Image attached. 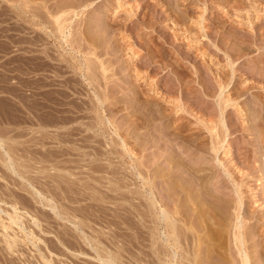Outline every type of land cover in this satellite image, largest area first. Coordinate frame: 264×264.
I'll return each instance as SVG.
<instances>
[{"label": "rangeland", "instance_id": "1", "mask_svg": "<svg viewBox=\"0 0 264 264\" xmlns=\"http://www.w3.org/2000/svg\"><path fill=\"white\" fill-rule=\"evenodd\" d=\"M30 1L0 0V193H6V196L0 194V200L8 212L14 203L26 229L21 231L15 226L13 231H8L21 237L12 248L6 241L10 239H4L0 228V264H102L94 251L73 237L77 233L70 226L85 217L89 228L80 230L89 239L102 242L98 245L101 254L115 253L120 258L116 264H156L154 253L158 246L150 229L153 225L146 222L149 230L139 229L133 216L129 217L130 221L133 218V225L123 224L127 216L123 209L128 207L123 200H112L110 205L108 201L103 204L86 197L78 202L74 194L76 187L71 191V186L61 179L54 181L49 177L60 176L70 181L82 177L79 179L83 181L92 174L101 178L107 171L111 173L105 168L110 164L122 172L116 177L125 179L131 177L132 166L138 163L142 165V174L154 182V195L165 202L171 182H178L169 175L177 172L175 164L179 162L186 169L194 167L203 182L195 185L187 176L180 180L187 187L179 197L185 203L188 223L183 242L186 246L182 243L176 252L181 256L184 247L190 261L178 259L173 264H202V218L192 204L198 192L202 198L201 190L215 195L223 212L229 205L230 214L234 213V201L242 196L240 221L244 218L241 223L251 232H247L252 236L248 252L256 256L252 261L257 264L259 250L264 246V0H34L32 4ZM68 9L69 15L62 18L69 25L67 35L70 31L72 39L68 42H75L76 47L84 35L85 44L90 46L88 51H93L94 56H86L93 67L91 73L96 74L90 78L91 83L84 78L88 72L87 76L93 75L84 71L83 66L88 62L84 61L85 56L77 54L69 43L64 44L51 17V13L57 15ZM100 62L107 67L105 74L99 69ZM131 118H138L137 121L147 126L143 123L144 128L141 125L135 130L130 125ZM178 128L181 137L170 136ZM147 137L150 139L145 140ZM211 139L218 142L216 152L211 151ZM123 142L126 145H121ZM108 152L112 153L107 157L109 161H103L99 154ZM6 153L13 158L10 157L16 175L8 167ZM93 159L105 166L101 177L98 172L87 171V162ZM105 174L104 178H112L111 174ZM161 174L164 176L160 177ZM28 179H34L35 191ZM131 183L128 182L129 188L135 190L138 186ZM59 184L64 189L53 191ZM34 192H42L46 199H39ZM26 199H31L32 208L23 205ZM70 200L74 204L68 203ZM53 204L59 211L68 209L63 213L71 218L70 224L59 221L60 225L53 226L47 208ZM99 204L104 206L107 217L101 214L109 221L100 215ZM79 208L91 210L94 219L99 221V215L104 222L83 216L77 212ZM29 216L38 219L39 228ZM4 223L8 221L5 219ZM67 230L71 231L70 235ZM28 232L34 237L24 235ZM80 249L85 255L78 256ZM196 253L199 257L193 259ZM164 262L161 264H171L167 259Z\"/></svg>", "mask_w": 264, "mask_h": 264}, {"label": "bare ground", "instance_id": "2", "mask_svg": "<svg viewBox=\"0 0 264 264\" xmlns=\"http://www.w3.org/2000/svg\"><path fill=\"white\" fill-rule=\"evenodd\" d=\"M20 1H23V2H27V1H30V0H20ZM32 1H34V0H31L30 1V3L32 4ZM40 1V0H39ZM49 2V1H48ZM23 4V3H22ZM33 4H34V2H33ZM40 4V3H39ZM43 4H46V2L44 3L43 2ZM25 6V5H24ZM32 6V5H31ZM30 6V7H31ZM40 6V5H39ZM45 6V5H44ZM22 7V6H21ZM27 7V6H26ZM35 7V6H34ZM62 7V6H61ZM44 8V7H43ZM31 9V8H30ZM37 9V8H36ZM40 10H41V8H40ZM63 10V9H62ZM65 10V9H64ZM32 11V10H31ZM33 12V11H32ZM31 12V13H32ZM46 12H48V10L46 11ZM60 12V11H59ZM69 9H68V11H62V12H60V13H58L57 15H53L52 13H51V17L53 18V20H54V22H55V24H56V26H58V27H56L57 28V32H58V34L60 35V38L63 36V41H64V44H70V45H72V48L75 50V51H77V54H79V53H81V54H83V56H85L84 58H85V60L84 61H88L87 62V64H86V62H85V64L86 65H82L85 69H84V71H90V73H91V70H90V68H93V67H91L92 65L91 64H89V61L90 60H86L87 58H86V56H94L92 53H93V51H88V49H90L89 47V45H87V44H85L86 42V40L85 39H83V38H85L84 37V35H83V37H82V40H78V43H76V47H74L75 46V42L74 43H70L71 42V34H70V31H68V35H67V30L69 29V25H68V27H67V24H65L66 22H67V20H65V19H62L63 17H65V16H67V15H69ZM73 12V11H72ZM49 13V12H48ZM30 14V13H29ZM39 14V13H38ZM55 14H56V12H55ZM32 15V14H31ZM35 15V14H34ZM33 15V16H34ZM37 15V14H36ZM36 15L34 16V17H36ZM40 16V15H39ZM50 16H49V18H50ZM78 16V15H77ZM38 17V16H37ZM41 17V16H40ZM45 17H46V15H45ZM28 18V17H27ZM32 18V17H31ZM41 20H42V17L40 18ZM48 20V19H47ZM64 21H65V23H64ZM71 20H69V23H71L70 22ZM27 23V22H26ZM52 25H53V23H51ZM54 24V25H55ZM64 24L66 25V27L64 26ZM80 25V24H79ZM87 26V25H86ZM36 27V26H35ZM72 27V26H71ZM80 27V26H79ZM74 29V28H73ZM79 29V28H78ZM71 30V29H70ZM87 30V29H86ZM55 31V30H54ZM76 31V30H75ZM53 32V31H52ZM85 32V31H84ZM72 33V32H71ZM73 33H74V30H73ZM73 33H72V35H73ZM76 34V33H75ZM74 34V35H75ZM86 34V33H85ZM41 36V35H40ZM70 36V38H68ZM78 36V35H77ZM72 37H75V36H72ZM80 37V36H79ZM67 38H68V40H67ZM92 38V37H91ZM37 39H38V37H37ZM42 39V38H41ZM49 39H50V37H49ZM55 39V38H54ZM69 39H70V42H68L69 41ZM87 39V38H86ZM43 40V39H42ZM57 40V39H56ZM61 40V39H60ZM74 40H75V38H74ZM77 40H76V42H77ZM88 40V39H87ZM44 41V40H43ZM62 41V42H63ZM67 42V43H66ZM72 42H73V40H72ZM90 43V42H89ZM74 44V45H73ZM48 45V44H47ZM69 45V46H70ZM62 48V47H61ZM88 48V49H87ZM92 50V49H91ZM94 50V49H93ZM73 51V50H72ZM83 51H84V53H83ZM92 52V53H91ZM76 53V52H75ZM82 56V55H81ZM80 56V57H81ZM82 56V57H83ZM90 58V57H89ZM82 59V58H81ZM69 61V60H68ZM91 62V61H90ZM93 63V62H92ZM94 64V63H93ZM48 65H50V64H48ZM81 65V64H80ZM100 67H99V69L103 72V74H105V72H107L108 70H107V67H105V65H104V62L101 64V62H100ZM73 66V65H72ZM81 66V67H82ZM90 66V67H89ZM74 69V68H73ZM80 70V69H79ZM95 71V70H94ZM100 71V72H101ZM83 72V71H82ZM92 72H93V69H92ZM95 72H97V71H95ZM99 72V71H98ZM81 74V73H80ZM91 74H93L92 76H87V75H89V72H88V74L86 73V76L84 75V78L85 79H87L88 80V82H90V80H92L94 77H96V76H94V75H96L94 72L93 73H91ZM83 76V75H82ZM94 76V77H93ZM90 78H92V79H90ZM95 81H97V78H95L94 79ZM91 82H93V81H91ZM90 82V83H91ZM36 83V82H35ZM34 83V84H35ZM38 83V82H37ZM99 83V82H98ZM94 84V83H93ZM37 85V84H36ZM43 85H45V84H43ZM90 85V84H89ZM96 85H97V83H96ZM39 86V85H38ZM41 86V85H40ZM98 87V86H97ZM39 89V88H38ZM33 94H35V93H33ZM100 96V95H99ZM104 97V96H103ZM96 99H97V101H100V98H98V96H97V94H96ZM103 101V100H102ZM138 102V101H137ZM146 102V101H145ZM101 103H103V102H101ZM143 104V103H142ZM142 104H140V105H142ZM147 104V103H146ZM146 104L144 103V105L146 106ZM32 105V104H31ZM32 107V106H31ZM37 107V106H36ZM41 112V111H40ZM155 113V112H154ZM157 113V112H156ZM155 113V114H156ZM62 116V115H61ZM159 116V115H158ZM18 117V116H17ZM14 118V117H13ZM141 118V117H140ZM139 118V119H140ZM14 119H16V118H14ZM32 119V118H31ZM37 119V118H36ZM35 119V120H36ZM138 119V118H137ZM137 119L136 118H134V119H132L131 118V124L130 125H132L134 128H135V130H137V129H139V127L141 128V125L143 126V123L140 121V120H138V121H140L139 123H138V121H137ZM27 120V119H26ZM30 120V119H29ZM142 120V119H141ZM10 121V120H9ZM72 121V120H71ZM143 121V120H142ZM25 122V121H24ZM23 122V123H24ZM137 122V123H136ZM49 123V122H48ZM59 123V122H58ZM22 124V123H21ZM102 124V123H101ZM60 125V124H59ZM144 125L145 126H147L145 123H144ZM85 126V125H84ZM93 126V125H92ZM143 128H144V126H143ZM210 130V129H209ZM2 131V130H1ZM67 131V130H66ZM88 131V130H87ZM173 131V130H172ZM213 131V129L210 131V132H212ZM34 132V131H33ZM65 133H67V132H65ZM215 133V132H214ZM60 134V133H59ZM216 134V133H215ZM19 135V134H18ZM67 135V134H66ZM170 135V134H169ZM39 136V135H38ZM45 136V135H44ZM49 136V135H48ZM53 136V135H52ZM72 136V135H71ZM170 136H172V137H181V128H178V129H176L174 132H172L171 133V135ZM15 137V136H14ZM59 137V136H58ZM61 137V136H60ZM87 137H88V135H87ZM212 137H214V136H212ZM215 137H216V135H215ZM9 138V137H8ZM44 138V137H43ZM69 138V137H68ZM148 138L149 137H147V138H144L145 140L147 139L148 140ZM63 139V138H62ZM140 139V138H139ZM144 139H143V141H144ZM150 139V138H149ZM213 139V138H212ZM212 139H211V151L212 152H216L217 150H218V148L217 147H219V146H217V143L218 142H213L212 141ZM43 140V139H42ZM61 140V139H60ZM93 140V139H92ZM142 140V139H141ZM141 140H140V142L139 143H141ZM0 141H1V139H0ZM49 141V140H48ZM218 141V140H217ZM223 141V140H222ZM34 142V141H33ZM125 142V141H124ZM124 142H123V144H121V145H126V143L124 144ZM144 142H146V141H144ZM150 142V141H149ZM151 142H152V140H151ZM154 142V141H153ZM72 143V142H71ZM220 143V142H219ZM13 144V143H12ZM78 144V143H77ZM143 144V143H142ZM141 144V145H142ZM9 145V144H8ZM16 145V144H15ZM14 145V146H15ZM117 145V144H116ZM139 145V144H138ZM146 145V144H145ZM149 145V144H148ZM219 145V144H218ZM5 146H7V145H5ZM58 146V145H57ZM9 148V147H8ZM66 148V147H65ZM71 148V147H70ZM67 150V149H66ZM112 150V149H111ZM110 150V151H111ZM10 151H12V150H10ZM15 151V150H14ZM82 151V150H81ZM100 151V150H99ZM103 151V150H102ZM7 152H8V150H7ZM63 152V151H62ZM66 152V151H65ZM74 152V151H73ZM76 152V151H75ZM51 153V152H50ZM116 153V152H115ZM129 153H131V152H129ZM11 154V153H10ZM89 154V153H88ZM110 154H112V153H109L108 152V154L107 153H101V154H99V156L103 159V161L104 160H107V162L109 161L108 160V156L110 155ZM98 155V154H97ZM6 156L9 158V161L11 162H8V167L9 168H11L12 167V169H13V171L12 172H15V168L13 167V164H15V163H13V158H12V156H9V153H6ZM86 156V155H85ZM12 159H11V158ZM103 157H105V159L103 158ZM47 158V157H46ZM49 158V157H48ZM107 158V159H106ZM63 159V158H62ZM83 159V158H82ZM111 159V158H110ZM30 160H31V158H30ZM2 161V160H1ZM60 161V160H59ZM72 161V160H71ZM74 161V160H73ZM85 161V160H84ZM98 161L99 160H97V162H96V160H92V161H90V162H87V164H88V166L87 167H89V168H87V169H89V170H87L88 172H92L93 174L95 173V172H98L99 173V175H100V173H103V172H105L104 171V169L106 168H108L107 170H111V173L109 172V171H107V174H105V175H108V174H111L110 175V177H112V178H109V179H106V178H108V177H106V178H104V174H103V177H101V175H100V177L101 178H97V177H94V176H91L92 174H86L87 175V180H86V178H84V180H86V181H80L81 179H79V178H82V177H79V178H76L77 180V182L76 181H74V180H72V181H70L69 179H67L66 180V178L65 177H60L59 176V174H60V172H59V174H58V176L59 177H49L50 178V180L52 179V180H57L58 178L59 179H61L60 181L62 182V183H67L66 184V186H71L70 187V189H71V191L73 190V188H75V195H76V199L78 200V199H84V198H86L87 197V200L89 199H91V200H93L94 201V199H96V200H98V202H100V203H103V204H106V203H104L105 201L107 202L108 201V203L110 204V201H114L115 199H120V200H123V203H125V206H126V204L128 205V207L126 208L125 206H124V204H123V206L125 207V209H123L126 213H127V216L126 217H124L125 218V221L123 222V224H125V225H128V227H130V225L132 224V220H133V218H132V220L130 221L129 220V217L130 216H133V217H135V220L137 219V222H135L134 221V223H136V226L139 228V229H148L149 230V227H147L145 224H146V222H150L152 225H153V227L152 228H150L151 230H152V234L155 236V244L158 246L157 247V250H156V252L154 253L155 254V258H156V264H161L162 262L163 263H165L164 262V260H166L167 259V261L168 262H170L171 264H173V262H177V260L178 259H180V260H182V261H184L185 259V261H190V259L189 260H187V256H189V253H188V255L186 256V253H187V250H184L185 248L183 247V251H182V255L180 256L176 251L178 250V249H180V247H182V243L186 240L185 239V237L187 236L185 233H186V230H185V227H186V225H187V223H188V216L186 215L187 213L185 212L186 210H185V203L184 202H182L181 200H180V198H182V197H179L180 196V194L182 193V192H185V191H187V187H185V186H183V184L181 183V179L183 180L184 179V176H187V178L189 177V178H191V180L195 183V185H198L201 181L203 182V178L201 179L199 176H197L196 175V171L197 170H195L194 169V167L191 169V170H189V169H186V168H184L185 166H183L182 165V163L181 164H179L180 162L178 161V160H175L174 159V161H178L179 163L177 164H175L176 166H177V169L179 170V172H178V170H177V172L174 174V175H169V177L170 176H172V177H174L175 176V178H176V180H178V182L175 184V182L173 183V181L171 182L172 183V188H169V191H170V194L168 193V194H166V195H168L167 196V199L168 200H166L165 202L164 201H160V200H158V197H156L155 195H154V193L155 192H153V186H154V182H152V181H149L150 179H148V177L147 176H145L146 174L144 173V174H142L143 173V171L140 169V167L142 166L141 164H134L135 166L133 167L132 166V168H133V170L131 169V171H130V175H131V177L129 176L128 178H129V180H128V178H119V177H116V176H119L118 175V170H116L117 169V167L115 166V167H113V166H111L109 163V165H108V167H105L103 164H101V163H98ZM102 160H101V162H103ZM172 161V160H171ZM36 162V161H35ZM44 162H45V160H44ZM47 162V161H46ZM70 162V161H69ZM77 162V161H76ZM120 162V161H119ZM136 162V161H135ZM134 162V163H135ZM7 163V162H6ZM65 163V162H64ZM68 163V162H67ZM78 164H79V162H77ZM103 163H105V162H103ZM142 163V162H141ZM172 163H173V161H172ZM172 163H170V165L172 164ZM21 164V163H20ZM25 164V163H24ZM66 164V163H65ZM73 164V163H72ZM174 164V163H173ZM27 165V164H26ZM76 165V164H75ZM107 165V164H106ZM118 165V164H117ZM24 166V165H23ZM40 166V165H39ZM38 166V167H39ZM43 166H44V164H43ZM70 166V165H69ZM68 166V167H69ZM78 166V165H77ZM105 168H104V167ZM175 166V167H176ZM16 167V166H15ZM30 167V166H29ZM63 167H64V165H63ZM79 167V166H78ZM149 167V166H148ZM173 167V166H172ZM25 168V167H24ZM116 168V169H115ZM174 168V167H173ZM11 169V170H12ZM22 169V168H21ZM27 169V168H26ZM36 169V168H35ZM34 169V170H35ZM65 169V168H64ZM72 169V168H71ZM146 169H148V168H146ZM150 169V168H149ZM170 169H172V168H170ZM194 169V170H193ZM197 169V168H196ZM1 170V169H0ZM3 170V169H2ZM29 170V169H28ZM33 170V171H34ZM60 170H62V169H60ZM121 170V169H120ZM123 170V169H122ZM226 170V169H225ZM81 171V170H80ZM124 171V170H123ZM127 171V170H126ZM125 171V172H126ZM170 171V170H169ZM172 171V170H171ZM3 172V171H2ZM28 172V171H27ZM43 172H45L44 170H43ZM47 172H49V171H47ZM62 172V171H61ZM4 173V172H3ZM29 173V172H28ZM63 173H64V171H63ZM71 173H72V171H71ZM70 173V174H71ZM122 172H120L119 174H121ZM124 173V172H123ZM127 173V172H126ZM149 173V172H148ZM163 173V172H162ZM8 174V173H7ZM43 174V173H42ZM65 175H66V173H64ZM69 174V175H70ZM73 174V173H72ZM80 174V173H79ZM125 174V173H124ZM124 174H122V175H124ZM156 174H158V173H156ZM170 174V173H169ZM172 174V173H171ZM15 175H16V172H15ZM37 175V174H36ZM46 175V174H45ZM49 175V174H48ZM62 175V174H61ZM75 174H73V176H74ZM77 175V174H76ZM83 175V174H82ZM166 175V174H165ZM1 176V175H0ZM55 176H56V174H55ZM63 176V175H62ZM72 176V175H71ZM70 176V177H71ZM97 176V175H96ZM126 176H128L127 174H126ZM162 176H164L163 174H161V176L160 177H162ZM23 177H25V176H21V178L22 179H24ZM45 177V176H44ZM46 177H48V176H46ZM69 177V176H68ZM123 177H125V176H123ZM5 178V177H4ZM11 178V177H10ZM131 178V179H130ZM154 178V177H153ZM171 178V177H170ZM186 178V179H187ZM7 179V178H6ZM9 179V178H8ZM41 179H42V177H41ZM58 179V180H59ZM31 180V179H30ZM34 180V179H33ZM33 180H31V181H29V179L27 180V181H25V182H27V183H29V185L30 186H32V183H34L33 182ZM40 180V179H39ZM68 180L70 181V182H68ZM126 180H128V182L130 183V181H132V183H133V185H137L138 187H136V189L134 190V189H130L129 188V185L130 184H128V182L126 181ZM173 180V179H172ZM44 181V180H43ZM126 181V182H125ZM175 181V180H174ZM191 181V182H192ZM15 182V181H14ZM39 182V181H38ZM48 182H50V181H48ZM58 182V181H57ZM91 182H94V184H97V185H93V183H91ZM105 182V183H104ZM138 182H141L140 184L141 185H139L138 184ZM182 182H184V181H182ZM192 182V183H193ZM201 182V183H202ZM41 183V182H40ZM45 183V182H44ZM131 183V184H132ZM191 183V184H192ZM52 184V183H51ZM58 184V183H57ZM104 184H106V186L107 187H105L104 186ZM170 184V183H169ZM174 184V185H173ZM189 184V183H188ZM13 185V184H12ZM41 186H42V184H40ZM64 185V184H63ZM194 185V184H193ZM206 185V184H205ZM3 186V185H2ZM17 186V185H16ZM50 186V185H49ZM65 186V185H64ZM132 186V185H131ZM192 186V185H191ZM204 186V185H203ZM9 187V186H8ZM20 187V186H19ZM33 187L34 186H32V189H33ZM57 187V186H56ZM56 187H54L53 189V191H56L57 189L59 190H61V189H64V188H62L61 187V185L59 184V186L56 188ZM169 187H171V186H169ZM193 187H195V186H193ZM35 188V187H34ZM48 188V187H47ZM107 189V191H103V190H101V189ZM188 188H189V186H188ZM9 189V188H8ZM26 189V188H25ZM25 189H24V191H25ZM51 189H52V187H51ZM50 189V190H51ZM126 190V192H124V191H121V190ZM186 189V190H185ZM203 189V188H202ZM6 190H7V188H6ZM5 190V191H6ZM66 190V189H65ZM64 190V191H65ZM69 190V189H68ZM240 190V189H239ZM8 191V190H7ZM19 191V190H18ZM33 191H35L34 189H33ZM87 191L88 192H90V193H92V194H90V195H92V196H89V194L87 193ZM164 191V190H163ZM194 191V190H193ZM202 191V198H200V193L198 194H196L197 196H195V200L192 202V204H193V206L195 207L194 208V210L195 211H197V213H199L200 214V217L202 218V227H200V228H202L201 229V231H202V241H201V243H202V264H253V261H254V259H252V258H254V256L255 255H253V254H251V253H249L248 252V248H249V246H250V242H249V239H251V235L249 236L248 235V233L247 232H249V231H247V230H245L244 229V224H243V222H244V218L243 219H241V221H243L242 223H241V221H240V216H239V212H240V207H241V203L243 202L241 199V197H238V199H237V202H235L234 201V204L233 205H235L234 206V213L233 212H231V214L230 213H228V206H227V208H226V212H223L224 210H222L221 209V202H220V200L218 201L217 200V198H215V195H212V194H210L209 193V191L207 192L206 190V192H204L203 190H201ZM11 192H12V190H11ZM48 192H50V191H48ZM57 192V191H56ZM124 192V193H123ZM189 192V191H188ZM197 192V191H196ZM9 193V192H8ZM8 193H7V196H8ZM28 193V192H27ZM35 194H37L38 195V197H39V199H41V200H44V199H46V197L44 196V195H42L40 192H34ZM51 193H54V192H52L51 191ZM70 193H72V192H70ZM97 193V194H96ZM109 193H112V195H110ZM1 194V193H0ZM4 194H6L4 191H3V193L1 194L2 196H6V195H4ZM18 194V193H17ZM32 194V193H31ZM49 194V193H48ZM69 194V193H68ZM94 194H96V195H98V196H96L95 195V197H97V198H95L94 197ZM240 195H242L241 194V192L239 193ZM0 195V199H2L1 196ZM11 195H12V193H11ZM19 195V194H18ZM36 195V196H37ZM54 195H55V193H54ZM54 195L52 196V198L54 197ZM86 195H88V196H86ZM239 195V196H240ZM74 196V195H73ZM238 196V195H237ZM49 198V197H48ZM55 198H56V196H55ZM68 198V197H67ZM239 198H241L240 200H239ZM23 199H25V198H23ZM70 199V198H69ZM69 199H67V200H69ZM202 199V200H201ZM27 200V199H26ZM29 200H31V199H28L23 205H25L26 206V208L27 207H29V208H32V201L30 202ZM37 200V199H36ZM63 200V199H62ZM74 201H75V199H73ZM77 200L75 201V202H77ZM90 200V201H91ZM119 200V201H120ZM165 200V199H164ZM191 200V199H190ZM46 201V200H45ZM241 201V202H240ZM53 202V201H52ZM61 202V201H60ZM73 201H71L70 200V202H68V203H72ZM78 202H79V200H78ZM88 202V201H87ZM97 202V201H96ZM168 202V203H167ZM191 202V201H190ZM12 203H13V201H12ZM18 203V202H17ZM22 203V202H21ZM29 203H31L32 205H31V207L29 206L30 204ZM42 203V202H41ZM91 203V202H90ZM94 203V202H93ZM187 203V202H186ZM233 203V202H232ZM2 204H5L2 200H0V228H2L1 229V231L2 232H4V235H5V237H4V239H10L9 241L8 240H6L7 241V243L9 244V243H11V244H9L10 246H12V248H13V245H15L16 243H18V240H19V238L21 239V237H17L15 234H14V232H12V234L10 233V234H8V231L10 232V231H13V228L15 229L16 227L15 226H17V227H20L19 229L21 230V231H24V230H26V229H24L23 227H22V224H21V218L23 217H21V216H19V215H22V214H19L18 213V208L16 207V206H13V204H12V206H11V208L9 207V210L11 209V211H6V210H4L3 209V205ZM19 204V203H18ZM73 204H74V202H73ZM225 204V203H224ZM88 205V204H87ZM93 205V204H92ZM111 205V204H110ZM232 205V206H233ZM34 206V205H33ZM68 206V205H67ZM71 206V205H70ZM96 206V205H95ZM187 206V205H186ZM192 206V207H193ZM24 207V206H23ZM59 207V206H58ZM88 207V206H87ZM91 209L94 207H92L91 206V204H90V206H89ZM89 207H88V209H89ZM97 207H98V205H97ZM117 207V206H116ZM122 207V206H121ZM123 207V208H124ZM28 208V209H29ZM48 210L51 212V214L50 215H48L50 218V221L51 222H53L52 224H53V226L54 225H57V224H59L60 222L59 221H67V222H69V224L71 223V218L69 219L68 218V216H67V214L66 213H63L64 211H67L68 209L66 208V207H64V208H66L67 210H64L63 208V211L62 210H60L59 211V209L56 207V205L55 204H53V205H49L48 207ZM61 208V207H60ZM118 208V207H117ZM231 208V207H230ZM233 208V207H232ZM20 209V208H19ZM97 209V208H96ZM33 210V209H32ZM93 210V209H92ZM104 206L103 205H100L99 204V209H98V211L100 212V215H105V217H107V215H106V213L104 212ZM122 210V211H123ZM230 210V209H229ZM21 211V210H20ZM34 211V210H33ZM76 211H77V209H76ZM94 211V210H93ZM97 211V212H98ZM117 211V210H116ZM121 211V212H122ZM73 212V211H72ZM77 212H81V214H84L83 216H89V217H92L93 215H94V213H93V215H92V213H90L91 212V210H90V212L88 211V210H86V209H82V208H79V211H77ZM68 213V212H67ZM102 213V214H101ZM117 212H115V214H116ZM190 213V212H189ZM33 214H34V212H33ZM45 214V213H44ZM99 214V213H98ZM110 214V213H109ZM199 214H198V216H199ZM36 215V214H35ZM73 215V214H72ZM78 215V214H77ZM96 215H97V213H96ZM102 215V216H103ZM34 216V215H33ZM33 216H29L30 218H31V220L33 221V224L37 227V228H39L40 226H39V222H38V219H36L35 217H33ZM82 215H80V217H81ZM116 216V215H115ZM117 216H119V214H117ZM123 216V215H122ZM1 217H3V218H1ZM72 217V216H71ZM78 217H79V215H78ZM89 217H88V219H89ZM97 217V216H96ZM104 217V216H103ZM103 218V219H106V218ZM121 217V216H120ZM199 217V220H198V222L200 221V218ZM250 217H253V215L252 216H250ZM73 218V217H72ZM83 218V217H82ZM98 218L100 219L99 221L95 218L94 219V216H93V219L94 220H97L98 222H100L101 221V219H102V217H100L99 215H98ZM113 218H115V217H113ZM117 218V217H116ZM122 218V217H121ZM246 218V217H245ZM249 218V217H248ZM247 218V219H248ZM6 219L7 221H8V224L7 223H4V220ZM23 219V218H22ZM75 219H77V218H75ZM85 219H86V217H85ZM84 219V220H85ZM87 219V220H88ZM102 219V221H101V223L102 222H104V220ZM112 219V218H111ZM111 219H110V221H111ZM118 219V218H117ZM120 219V218H119ZM46 220V219H45ZM48 220V219H47ZM84 220L82 221L81 219L80 220H78L77 222H75V221H73L74 222V224H72L73 226H70V227H73V230L77 233V237L76 236H73V234H71L75 239H77V240H75L76 242H79L80 243V245H82V244H85V246H87L88 248H90L91 249V251H94V253H95V255L98 257V261H100L102 264H116V261L117 260H119V261H117V262H120V258H117V255H115L114 256V254L115 253H113V254H111V252H108V251H105V249H103L102 248V251L104 250L106 253H102L103 254V256H105L106 258L104 259V257L102 256V254H101V248L98 246V245H101V243H99V242H97V239H95L94 238V240L93 239H89V237L86 235V234H84V232H82L81 230H80V228L81 227H84V228H87L89 225V223L88 224H86V222H84ZM107 220V219H106ZM124 220V219H123ZM190 220V219H189ZM250 220V219H249ZM91 221V220H90ZM96 221V222H97ZM107 221H109V220H107ZM107 221H105L106 223H109V222H107ZM120 221V220H119ZM197 221V220H196ZM246 221V220H245ZM6 222V221H5ZM59 222V223H58ZM88 222V221H87ZM92 222V221H91ZM95 222V223H96ZM115 222V221H114ZM105 223V224H106ZM111 223V222H110ZM109 223V224H110ZM121 223V222H120ZM133 223V224H134ZM115 224V223H114ZM116 224H118L117 223V221H116ZM115 224V225H116ZM132 224V225H133ZM151 224H150V226H151ZM43 225V224H42ZM60 225V224H59ZM96 225V224H95ZM99 225H101V224H99ZM120 225V224H119ZM244 225V226H243ZM247 225V224H246ZM249 225V224H248ZM24 226V225H23ZM109 226V225H108ZM135 226V225H134ZM199 226V225H198ZM201 226V225H200ZM59 227V226H58ZM65 227V226H64ZM64 227H63V229H61V230H65L64 229ZM105 227V226H104ZM221 227H224V229L223 228H221ZM260 227V226H259ZM62 228V227H61ZM89 228V227H88ZM115 228H117L116 226H115ZM127 228V227H126ZM221 228V229H220ZM69 229V228H68ZM94 229V228H93ZM107 229V228H106ZM120 229V228H119ZM247 229H249V228H247ZM73 230H72V233H73ZM89 230V229H88ZM184 230H185V232H184ZM191 230H193V229H191ZM190 230V231H191ZM253 230V229H252ZM0 231V232H1ZM60 231V230H59ZM69 231V235H70V233H71V231L70 230H67L66 232H68ZM91 231H92V229H91ZM103 231V230H102ZM16 232V231H15ZM47 232V231H46ZM62 232V231H61ZM74 232V233H75ZM64 233H65V231H64ZM94 233V232H93ZM100 233V232H99ZM110 233V232H109ZM121 233V232H120ZM135 233H137V232H135ZM144 233V232H143ZM249 233H251V232H249ZM51 234V233H50ZM68 233H66V237L68 236L67 235ZM117 234V233H116ZM130 234V233H129ZM198 234V233H197ZM2 235V234H1ZM25 236H27V237H30V236H33L34 237V234H32V232H31V234L28 232V233H25L24 234ZM97 235H98V232H97ZM107 235V234H106ZM110 235V234H109ZM186 235V236H185ZM195 235V234H194ZM258 235V234H257ZM3 236V235H2ZM63 236H65L64 234H63ZM111 236V235H110ZM119 236V235H118ZM124 236V235H123ZM256 236V235H255ZM70 237V236H69ZM99 237V236H98ZM102 237V236H101ZM114 237V236H113ZM112 237V238H113ZM120 237V236H119ZM193 237V236H192ZM32 238V237H31ZM116 238V237H115ZM125 238V237H124ZM139 238V237H138ZM150 238V237H149ZM3 239V240H4ZM25 239H26V237H25ZM107 239V238H106ZM144 239V238H143ZM39 240V239H38ZM37 240V241H38ZM59 240V239H58ZM62 240V239H61ZM74 240V239H73ZM108 240H110V239H108ZM114 240V239H113ZM121 240V239H120ZM138 240V239H137ZM140 240V239H139ZM152 240V239H151ZM154 240V239H153ZM28 241H29V239H28ZM112 241V240H111ZM124 241V240H123ZM143 241V240H142ZM252 241V240H251ZM5 242V241H4ZM3 242V243H4ZM30 242V241H29ZM39 242V241H38ZM52 242V241H51ZM119 242V241H118ZM152 242V241H151ZM154 242V241H153ZM192 242V241H191ZM253 242V241H252ZM61 243V242H60ZM66 243H67V241H66ZM75 243V242H74ZM82 243V244H81ZM99 243V244H98ZM123 243V242H122ZM187 243V242H186ZM194 243V242H193ZM199 243H200V241H199ZM200 243V244H201ZM259 243V242H258ZM19 244V243H18ZM69 244V243H68ZM76 244V243H75ZM78 244V243H77ZM109 244V243H108ZM184 245H185V243H183ZM198 244V243H197ZM42 245V244H41ZM50 245V244H49ZM79 245V246H80ZM156 245H154V246H156ZM183 245V246H184ZM191 245V244H190ZM189 245V246H190ZM196 245V244H195ZM52 246V245H51ZM186 246V245H185ZM199 246V245H198ZM15 247V246H14ZM20 247H21V245H20ZM56 247V246H55ZM58 247V246H57ZM57 247L55 248V249H57ZM100 249H99V248ZM119 247V246H118ZM252 247V246H251ZM259 247V246H258ZM11 248V247H10ZM11 248V249H12ZM48 248H49V246H48ZM52 248V247H51ZM51 248H49V249H51ZM149 248V247H148ZM194 248V247H193ZM10 249V250H11ZM18 250V249H17ZM85 250V249H84ZM124 250V249H123ZM198 250V249H197ZM43 251V250H42ZM48 251V250H47ZM46 251V252H47ZM52 251V250H51ZM55 251V250H54ZM61 251V250H60ZM82 253H81V252ZM80 251H79V255L78 256H80V255H85V253L83 252V250L82 249H80ZM87 251V250H86ZM195 251H196V249H195ZM142 252V251H141ZM197 252V251H196ZM57 253V252H56ZM180 253V252H179ZM200 253V252H199ZM46 254V253H45ZM44 254V255H45ZM49 254H51V252L49 253ZM73 254V253H72ZM119 254V253H118ZM129 254V253H128ZM134 254V253H133ZM132 254V255H133ZM53 255V254H52ZM71 255V254H70ZM87 255V254H86ZM195 256V257H194ZM193 256V259L194 258H196V256H198L197 255V253H196V255H194ZM75 257V256H74ZM85 257V256H84ZM119 257V256H118ZM192 257V256H191ZM199 257V256H198ZM256 257V256H255ZM50 258V257H49ZM54 258V257H53ZM77 258V257H76ZM122 258H123V256H122ZM127 258V257H126ZM117 259V260H116ZM133 259H134V257H133ZM197 259V258H196ZM49 260V259H48ZM253 260V261H252ZM257 260H259V262H260V264H264V246L259 250V255H258V259ZM44 261V260H43ZM50 261V260H49ZM133 261V260H132ZM184 261V262H185ZM129 262V261H128ZM127 262V263H128ZM136 262V261H135ZM192 262V261H191ZM258 262V263H259ZM23 263V262H22ZM48 263V262H47ZM195 263V262H194ZM257 263V264H258ZM97 264V263H96ZM167 264V263H166ZM169 264V263H168ZM175 264V263H174ZM181 264H185V263H183V262H181ZM255 264V263H254Z\"/></svg>", "mask_w": 264, "mask_h": 264}]
</instances>
